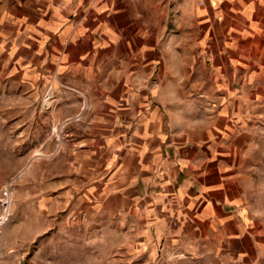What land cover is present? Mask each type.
Returning a JSON list of instances; mask_svg holds the SVG:
<instances>
[{
    "label": "crops",
    "instance_id": "obj_1",
    "mask_svg": "<svg viewBox=\"0 0 264 264\" xmlns=\"http://www.w3.org/2000/svg\"><path fill=\"white\" fill-rule=\"evenodd\" d=\"M41 1L0 0V41L15 49L0 68L81 164L76 212L110 211L162 264H264V199L244 185L264 166V0H162L180 30L167 53L141 42L138 0H115L112 16V0Z\"/></svg>",
    "mask_w": 264,
    "mask_h": 264
},
{
    "label": "rangeland",
    "instance_id": "obj_2",
    "mask_svg": "<svg viewBox=\"0 0 264 264\" xmlns=\"http://www.w3.org/2000/svg\"><path fill=\"white\" fill-rule=\"evenodd\" d=\"M89 1L88 8L93 10L96 4L94 0ZM150 1L138 0L139 23L150 29L139 38L142 43L155 39L159 50L167 53L164 50H172L167 39L175 43L180 35L177 14L171 11L170 26L166 27L162 19V0H152L159 11L156 10L151 20L146 6ZM41 2L50 4L52 12L55 5L61 11L66 4L65 0ZM83 5L82 0H72L64 12H72L77 6L81 10ZM116 8L115 0L109 1L108 16L120 12L121 9ZM11 42L9 39L0 41L1 55L4 56L7 49L15 50ZM7 60L10 63L11 56ZM7 69L8 66L0 68V264H162V257L147 254L140 240L132 239L126 223L120 222L118 226L119 220L112 217L110 211L100 215L92 210L76 212L80 205L78 190L69 196L68 189L81 188L78 179V176L83 177L78 172L82 171L81 164L66 163L61 156L60 138L64 133H60V127H51V134L43 133L42 126L48 127V124L39 117L28 118L32 109L25 102L23 88L14 87L16 83L6 76ZM184 95L191 97L190 101L196 97L195 92ZM54 98L48 89L40 104L52 110L56 106ZM259 107L256 106L257 111ZM184 111L196 113L198 109ZM259 143L264 144V129L259 132ZM259 156L262 159L263 153ZM255 173V179L246 178L244 185L253 198L264 199V166ZM255 219L264 220V216ZM254 262L251 264H258L257 258Z\"/></svg>",
    "mask_w": 264,
    "mask_h": 264
},
{
    "label": "built area",
    "instance_id": "obj_3",
    "mask_svg": "<svg viewBox=\"0 0 264 264\" xmlns=\"http://www.w3.org/2000/svg\"><path fill=\"white\" fill-rule=\"evenodd\" d=\"M193 1H195V2H197V3H200V2H201V0H193Z\"/></svg>",
    "mask_w": 264,
    "mask_h": 264
}]
</instances>
